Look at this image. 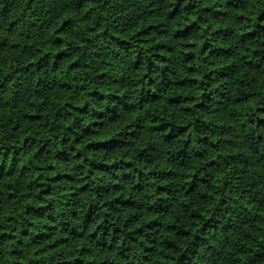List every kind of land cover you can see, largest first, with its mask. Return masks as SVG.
<instances>
[{"label": "trees", "instance_id": "trees-1", "mask_svg": "<svg viewBox=\"0 0 264 264\" xmlns=\"http://www.w3.org/2000/svg\"><path fill=\"white\" fill-rule=\"evenodd\" d=\"M0 264H264V0H0Z\"/></svg>", "mask_w": 264, "mask_h": 264}]
</instances>
